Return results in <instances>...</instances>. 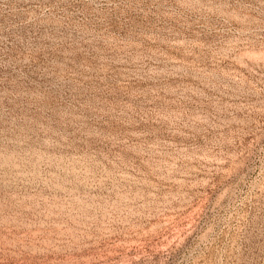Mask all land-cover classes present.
<instances>
[{
  "label": "rangeland",
  "instance_id": "1",
  "mask_svg": "<svg viewBox=\"0 0 264 264\" xmlns=\"http://www.w3.org/2000/svg\"><path fill=\"white\" fill-rule=\"evenodd\" d=\"M0 264H264V0H0Z\"/></svg>",
  "mask_w": 264,
  "mask_h": 264
}]
</instances>
